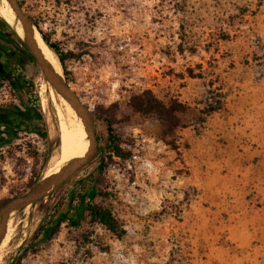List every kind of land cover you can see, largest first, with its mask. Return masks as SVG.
Here are the masks:
<instances>
[{
  "label": "rangeland",
  "instance_id": "1",
  "mask_svg": "<svg viewBox=\"0 0 264 264\" xmlns=\"http://www.w3.org/2000/svg\"><path fill=\"white\" fill-rule=\"evenodd\" d=\"M19 1L37 31L69 55L73 89L112 121L127 158L101 153L43 200L47 211L39 204L17 211L0 264H227V256L243 255L205 223L193 138L225 125L229 141L264 157V0ZM10 27H1L2 43L12 36L23 58L0 79V203L30 189L61 153L54 102ZM20 77L34 86L25 92ZM152 99L164 107L144 111ZM43 118L46 140L29 132ZM83 197L112 210L117 234L85 212L48 243L29 246L53 210L78 209Z\"/></svg>",
  "mask_w": 264,
  "mask_h": 264
},
{
  "label": "crops",
  "instance_id": "2",
  "mask_svg": "<svg viewBox=\"0 0 264 264\" xmlns=\"http://www.w3.org/2000/svg\"><path fill=\"white\" fill-rule=\"evenodd\" d=\"M230 131L213 126L193 138L202 201L209 205L205 223L225 233L226 244L246 251L227 256V264L264 263V157L248 143L229 141Z\"/></svg>",
  "mask_w": 264,
  "mask_h": 264
},
{
  "label": "water",
  "instance_id": "3",
  "mask_svg": "<svg viewBox=\"0 0 264 264\" xmlns=\"http://www.w3.org/2000/svg\"><path fill=\"white\" fill-rule=\"evenodd\" d=\"M7 1L16 18L22 24L24 37L21 38L24 47L36 62L44 80L51 85L57 95L71 105L81 118L91 142V149L85 157L69 162L59 172L49 177H43L27 191L8 198L0 205V241L6 234L9 217L14 211H20L30 205H34L51 195L57 188L67 183L87 167L97 157L99 152L94 111L83 102L77 91L72 88L71 83L66 80L64 73L62 72V75L58 74L44 58L35 40V30L37 31V29L20 1ZM38 33L41 35L40 32Z\"/></svg>",
  "mask_w": 264,
  "mask_h": 264
},
{
  "label": "trees",
  "instance_id": "4",
  "mask_svg": "<svg viewBox=\"0 0 264 264\" xmlns=\"http://www.w3.org/2000/svg\"><path fill=\"white\" fill-rule=\"evenodd\" d=\"M20 3L23 6V3L22 2H20ZM33 23L36 26V28L39 30V24L34 19H33ZM0 25L2 28L11 29L10 25H8V23L3 18H0ZM40 33H41L44 41L46 42V44L51 49V51L57 55L60 63L62 64L65 78L68 82L71 83L72 80L70 79L67 68L65 67V61L68 59L69 55L62 53L59 46L56 43H52L50 41V39L41 31H40ZM12 34L14 35L15 32L12 31ZM23 47H24V45H23ZM24 49L28 53V51L26 50L25 47H24ZM28 55L32 59V61H34V59L32 58V56L29 53H28ZM20 64H21V61H19L17 63V65H20ZM4 72L6 73V71H4ZM0 78L5 79L6 76H4L3 73H1ZM20 78H21V82H22V89L25 90V92H27V90H28L27 87L30 84H31V87L34 86L33 83H29V82L25 81L24 78H22V77H20ZM152 103H154V104H152ZM148 106H150V108H154V109L157 107H160V108L164 107L161 103H159L155 99H152L151 101H149V100L146 101L145 110L144 109L143 110L148 111L149 110ZM95 122H96V137H97L98 148H99L98 155L101 153L104 155L110 154V156H115V157L126 159L127 154H125L119 146V138L115 133L112 121L109 119H105L103 117H100V116L95 114ZM41 123H42V128H39V129L36 128L34 125H30L29 127L31 129H29L30 130L29 132L35 133V134L41 136L43 139L46 140L48 138V124H47V121L45 118L42 119ZM100 123L102 124L103 129H104L102 133L97 131V125ZM12 130H13V127H9V131H8L9 134H13ZM47 161H48V157L44 156V165L47 163ZM105 167H106V165L104 164V162H102L97 168L98 172H102L105 169ZM40 179H41V176H39V178H37L33 182L32 186L35 185ZM64 185L57 188L51 195H49V197H51L54 193L59 191ZM102 195L107 196L106 193L100 192V196H102ZM43 200L37 202L34 205L39 204V205H41L42 210L45 209L47 211L48 205H45V204L42 205ZM4 201H2L0 203V205ZM85 212H87L88 216L91 218V220H93V222L101 224L107 230H109L110 232H112L114 234H117L119 232L118 231V221L115 218L111 209L106 208L100 204L85 203V197H83L82 201H81L80 208H78V209H75V210L72 209V206L70 203L67 206L65 211L62 208L59 210L58 209L53 210L51 212V215H49V219L46 221V223H44L43 225H40L37 228L36 232L31 237V241H30L31 244L29 246H40V245H44V244L48 243L59 232L60 227L63 223H65L67 221H70L72 223H74V222L78 223L81 220V218L83 217V214ZM70 214H72V215H70ZM23 245L24 246L28 245V243L25 242Z\"/></svg>",
  "mask_w": 264,
  "mask_h": 264
},
{
  "label": "bare ground",
  "instance_id": "5",
  "mask_svg": "<svg viewBox=\"0 0 264 264\" xmlns=\"http://www.w3.org/2000/svg\"><path fill=\"white\" fill-rule=\"evenodd\" d=\"M0 17H2L9 25L14 27L18 36L24 37V31L21 22L16 18L15 13L10 7L7 0H0ZM36 43L47 60L49 65L60 75H62V68L59 60L51 51L49 46L43 40L42 36L35 30ZM72 86V84H71ZM43 87V86H42ZM44 88L49 92L51 100L54 102L56 108V115L61 132V153L54 165L46 172L44 177H49L59 172L65 165L73 160L85 157L90 149L91 142L81 118L77 115L71 105L53 90L51 85L44 81ZM72 88H74L72 86ZM45 90V91H46ZM57 159V158H56ZM26 210V209H25ZM17 211H14L7 224L6 234L0 241V256L3 249L11 240V218ZM28 212V211H27ZM13 223V222H12ZM15 225V224H14ZM13 228V227H12ZM1 229V228H0ZM8 252V251H7Z\"/></svg>",
  "mask_w": 264,
  "mask_h": 264
},
{
  "label": "flooded vegetation",
  "instance_id": "6",
  "mask_svg": "<svg viewBox=\"0 0 264 264\" xmlns=\"http://www.w3.org/2000/svg\"><path fill=\"white\" fill-rule=\"evenodd\" d=\"M1 25H0V77L2 69L11 70L12 66L17 65L19 61L22 60V53L20 52L17 41L12 37H6L5 43L3 45L1 38ZM1 79V78H0Z\"/></svg>",
  "mask_w": 264,
  "mask_h": 264
}]
</instances>
